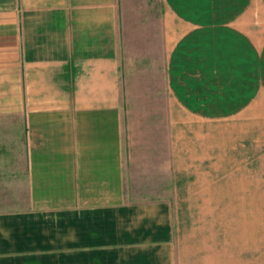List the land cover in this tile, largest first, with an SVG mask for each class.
<instances>
[{
    "label": "crops",
    "instance_id": "0c3cea01",
    "mask_svg": "<svg viewBox=\"0 0 264 264\" xmlns=\"http://www.w3.org/2000/svg\"><path fill=\"white\" fill-rule=\"evenodd\" d=\"M0 264H264V0H0Z\"/></svg>",
    "mask_w": 264,
    "mask_h": 264
},
{
    "label": "rangeland",
    "instance_id": "374dc122",
    "mask_svg": "<svg viewBox=\"0 0 264 264\" xmlns=\"http://www.w3.org/2000/svg\"><path fill=\"white\" fill-rule=\"evenodd\" d=\"M211 161H214V159H210L209 160V164L211 163ZM207 168L212 169L214 168V165L208 166ZM208 169V170H209ZM215 177L216 174L214 173V171H208L207 173H204L202 175L196 176L194 175V180H198L199 181H194L190 182V184L192 186L188 187L187 186V201H193L194 200V196H204V197H209V196H214L215 195ZM193 179V178H192ZM204 180L203 182H201V180ZM192 198V199H191ZM191 208V205H187V208ZM212 207H214V205L211 204H203L202 208L206 209H211ZM193 208H195V206H193ZM202 221H207V222H211V217L204 214L201 218ZM207 225L203 224H198L197 227L202 228V227H206Z\"/></svg>",
    "mask_w": 264,
    "mask_h": 264
}]
</instances>
